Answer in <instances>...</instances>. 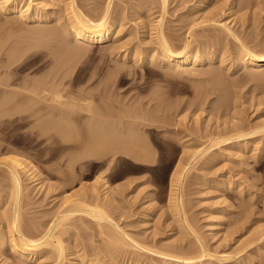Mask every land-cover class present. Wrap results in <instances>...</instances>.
Listing matches in <instances>:
<instances>
[{
    "label": "rangeland",
    "instance_id": "374dc122",
    "mask_svg": "<svg viewBox=\"0 0 264 264\" xmlns=\"http://www.w3.org/2000/svg\"><path fill=\"white\" fill-rule=\"evenodd\" d=\"M34 1L39 3L47 1L46 7L50 10L52 8L53 12L51 11L52 16L45 24L52 23L53 26L54 14L57 15L59 10L60 13L63 12L61 9L64 10V3L67 0ZM200 1L202 0H168L166 10L163 11L159 0L153 2L152 0H110L113 11L125 12L123 23H121L123 30H113L110 39L101 46L91 45L88 49L78 50L79 52L73 49L77 44L74 45L72 39L63 38L69 47L60 49L53 38H46V42L43 43L44 49H41L44 52L42 53L43 67L40 65V69L36 70L35 64L31 63L27 68L17 72L18 79L21 81L26 77H29V80L39 78L40 75L45 83V90L46 88L48 90L45 93L48 99L45 101L47 106L44 114V120L47 121L48 126H43L41 144L36 143L35 126H0V142L5 139V144H8L7 142L10 146L12 144V147L17 150L10 153H18L16 155L25 162H29L30 170L34 169L35 174L38 175L36 181L31 180L32 178L25 173L21 175L23 191H20L22 204L20 212L23 215L20 214L22 218L20 219L23 221L22 227L25 226V229L21 227L24 231L30 225L34 227L36 224H43L42 226L45 227L50 224L54 219L53 207L57 208L65 196L70 194L82 196L89 191L88 194L91 196L86 201L92 207L97 205L98 209L102 208L104 212L106 211L105 213L108 212L112 223L119 224L122 231L130 234L137 241L141 240V243L145 245H154L153 247L159 249L163 246V251L164 246H167L165 249L167 251L169 245H177L172 247L174 250L176 248L175 251L178 248L179 253L192 251L194 255L196 253L194 251L201 244L209 248L208 252L211 249L210 253L214 255H227L230 261L240 258L238 260L242 262L252 260V264H264V261H261L264 260V253H261L264 252L261 251L264 250V239H262L264 223L260 225L262 230L256 227L260 222H264V216L261 215L264 212L262 209L264 207L262 204L264 203L262 200L264 199L262 198L264 197V131H258L259 134L256 132L253 138H244L245 148L242 149L238 148L237 141L243 138H237V141L232 139L229 143L213 142L217 137L222 135L225 137L226 131H232L231 135L235 133L234 130L237 132L242 126L243 130L245 127L247 128L245 130H249L260 125L264 126V71L256 74L251 67H241L237 70L233 68L234 57H236L235 48L239 42L243 41L249 48L264 54V0H250L249 2L253 5L250 4L249 7H240L242 3L248 2L247 0H205L202 1V6L199 4ZM76 2L78 7L81 6L82 11L94 18V15L102 11L103 4L105 6L107 0H76ZM140 2L148 4V7L146 8V5L145 8H141ZM234 5L235 8L231 9ZM96 9L98 11H95ZM17 12L1 10L0 23L3 24L4 19L10 20L12 15L15 22H22L18 20L20 17ZM95 12L97 13L94 14ZM161 13H164V32L170 36L174 44H180V40L190 38L189 41L200 42L201 45L205 44L209 47L215 45L218 48L220 52L212 58L210 66L207 67V63L199 65L200 67L196 69L198 73L192 70L190 72L189 69L178 73L162 64H150L147 61L146 57L153 46V43L149 42H153L154 39L151 34L153 28L149 27H153ZM63 17L62 13L61 18ZM64 19L66 21V18ZM225 25L232 28V36L228 34ZM208 29L211 30L208 31L209 34ZM174 46L179 47V45ZM136 47L139 48L136 49ZM147 47L149 50L143 51ZM30 50L27 54L34 49ZM141 52L144 59L141 57V61H137L142 55ZM123 53L128 55L125 59L122 58ZM221 53L224 56L223 62ZM135 55H137L136 58ZM1 71L0 75H3L4 72ZM56 90L62 93L61 96L63 95L60 96L61 101L68 104L61 103L62 106L56 101L53 97L55 94L53 92ZM231 127L234 129L231 130ZM227 134L226 137L229 135ZM212 138L215 139L211 140ZM5 144L2 142L0 146ZM126 147H131L132 150L125 151ZM2 156L5 155L0 153V160L3 159H1ZM245 158L246 161H244ZM176 165L184 166L182 170L180 167L179 171H183L188 165L189 168L187 173H185L187 169L184 172L181 186L183 188L175 191L170 174ZM0 166V214L5 216L0 217V239L3 238L0 243V264H37L39 259L41 262L39 264H53L55 257H51L55 256V253L53 252L51 256V252L48 251L50 255L48 256L46 251L50 246L43 247L46 248L43 253L47 256L44 258L43 255L38 259L34 257L20 259L7 248L4 240H9L11 233L5 231L7 228H4V221L11 209L12 196H8L11 191L9 190L10 181L5 171L7 167L1 163ZM231 170H237L240 173L237 171L230 173ZM103 179L108 181L109 190L101 186ZM222 179L235 182L234 187L222 191L219 188L220 183L223 182ZM240 179L243 182H239ZM217 190L222 191L223 195ZM174 191L182 197V206L179 211H176L174 200H172L176 195ZM23 195L26 198H23ZM75 198L80 201L81 197ZM89 198L91 200H88ZM222 200H224L223 205H220ZM226 202L228 206L225 205ZM177 212L179 215L176 214ZM84 216H77L81 218L79 221L77 220L80 218L75 220L77 217L74 216L75 218H70L71 221L68 219L67 224L61 226L60 231H57L58 228L56 230L63 234L61 237H63L64 245L68 243L65 245L66 255L61 264L73 263L81 253L88 255V248L92 244V246L96 245L95 249L100 246V249L107 248L106 250L102 248L104 251L97 249L96 255L88 256L89 263L97 261L95 258L100 251L102 252L99 257L102 256L104 259V261L100 260L101 264L111 263L114 259L110 260V258L117 254L120 256H115L114 261L117 260L116 263L113 261L115 264L127 263L126 256H130L133 260L136 258L140 264H146L149 260L150 264H154L156 261L157 256L147 250H144L143 255L139 254L142 259L145 258L144 261L138 253L135 255H138L141 261L137 256L132 258L133 250L128 254V246L125 247L127 252H116L117 254L110 255L111 247L104 245L103 242L107 236L105 233L102 235L105 228L101 229L96 220L87 215ZM186 221L196 231L189 228V223ZM102 223L108 225L107 222ZM214 224V229L210 228ZM37 225L36 229L40 233L44 228L39 229ZM36 229L33 231L37 235ZM198 238L202 239V242ZM249 242L253 247H250ZM196 243L199 245L195 247ZM99 244L100 246L97 247ZM74 245L77 246L76 249L81 247L76 254L72 253ZM82 247L87 249L86 253ZM129 249L132 248L129 247ZM174 250L172 253L178 254ZM120 253L126 254L121 257ZM255 254L260 257L259 260H256ZM151 257L154 258L151 259ZM254 257L255 261H253ZM43 258L44 261L46 259L45 262ZM162 260L163 258L158 259V264L166 262ZM212 261L214 264L219 263L216 259Z\"/></svg>",
    "mask_w": 264,
    "mask_h": 264
},
{
    "label": "bare ground",
    "instance_id": "6f19581e",
    "mask_svg": "<svg viewBox=\"0 0 264 264\" xmlns=\"http://www.w3.org/2000/svg\"><path fill=\"white\" fill-rule=\"evenodd\" d=\"M43 1V0H42ZM66 1V0H65ZM64 1V2H65ZM96 1V0H95ZM153 1H156V0H152ZM158 1V0H157ZM160 1V4H161V8L162 10L164 11V9L166 8V6L168 5V0H159ZM202 1H205V0H202ZM200 1L199 4L200 6L203 5V2ZM248 2H244L240 5V7H249L250 4H252L251 2H249L250 0H247ZM38 2V3H37ZM35 2L34 0H28V1H24L22 2V0H0V11L3 10V11H18V15L20 18H18V20L20 19L22 22H15L14 19L12 18V15L10 17V20H6L4 22L3 20V24L0 23V71L2 70L4 72V74L0 75V126H35L36 127V134H35V139H36V143L37 144H41L42 140H43V126H48L46 125V122L44 120V114L46 113V106L45 105V101L48 99H46V97H48L47 95H45L46 91L48 92L47 88L45 90V83L43 81V78L39 75V78H35V79H31L29 80L27 77L26 78H23L22 81L18 79V74L17 72L21 71L23 68H27L29 65H31V63H34L35 64V69L36 70H39L40 67L42 66V60H43V54L44 52H42V48L44 49L43 47V43L46 42V38H49V39H52L55 40V43H56V46L60 49H62L61 47H63L64 49L67 48L69 46H67L63 40L64 39H72V43L75 45V43L77 44L76 46L73 47V49H75L77 52H79L78 50H83V49H88L89 46L91 45H99L101 46L102 44H104L108 39H110V36L112 34V31L113 30H123L122 29V25L121 23H123L122 21L124 20V13L122 12H119V11H113L111 9V3H110V0H107V2L105 3V6L103 4V7L102 8V11L101 9H99L101 12L99 14H96L97 12H95L94 14V18L88 16L86 14L85 11H82L80 9V7H78V4L76 2V0H67L64 4H65V7H64V10H62L61 8V11L63 12H59L57 9L56 11L57 12V15H55L54 13V20H55V24H53V26L48 23V24H45L47 22V20L52 16L51 14V11H52V8L50 10V8L46 7L47 4V1L46 2H42V3H39V1ZM52 2V1H51ZM148 2V1H147ZM150 2V1H149ZM32 3H35V4H32ZM55 3V2H54ZM93 3V1H92ZM100 3V2H99ZM151 3V2H150ZM56 4V3H55ZM63 4V2H62ZM95 4V3H94ZM140 7L141 8H146L148 7V4L146 3H141L140 2ZM54 5V4H53ZM59 5V4H58ZM96 5V4H95ZM157 5V4H156ZM231 5V4H230ZM253 5V4H252ZM50 6V5H49ZM56 6V5H55ZM86 6V5H85ZM139 6V5H138ZM232 6V5H231ZM52 7V6H51ZM96 7V6H95ZM102 7V6H101ZM157 7V6H156ZM59 8V7H58ZM158 8V7H157ZM235 8V5L233 7H231V9H234ZM92 9V8H91ZM115 9V8H114ZM154 9V8H153ZM55 10V9H54ZM94 10V9H93ZM144 10V9H143ZM166 10V9H165ZM95 11H98L97 9ZM124 11V10H123ZM148 11V9H147ZM53 12V11H52ZM92 13L94 11H91ZM140 12V11H139ZM151 12V11H150ZM158 12V11H157ZM9 13V12H8ZM13 13V12H11ZM59 13V14H58ZM62 13L64 14V17L61 18L62 16ZM144 13V12H143ZM102 14L101 16H97V15H100ZM163 14L164 13H161L160 14V18L157 19V21L155 22V24H153V27H149V25L147 27L149 28H153L152 29V36L154 37L153 39V42H149V43H153V46L152 48L150 49L146 59L147 61L150 63V64H162L164 66H166L167 68L175 71V72H178V73H181V72H186L189 71L191 72H195L197 67L201 64H206L207 63V67L210 66L209 63L212 62V58H214L217 54H219V50L217 47H209L208 45L205 46L204 45H201L200 42H194V41H189V39H185V40H180V44H174L172 41H171V38L170 36H168V34L166 35L165 32H164V28H163ZM7 15V14H6ZM10 14H8L9 16ZM17 15V16H18ZM16 16V15H15ZM93 16V15H92ZM96 16L98 18H96ZM139 16V15H138ZM145 16V14H144ZM12 18V20H11ZM15 20L16 17H14ZM61 18V19H60ZM66 18V21L65 19ZM149 18V17H148ZM64 19L63 21H60ZM123 19V20H122ZM149 21V20H148ZM1 22V21H0ZM16 24H15V23ZM144 22V20H143ZM23 23V24H22ZM30 25H29V24ZM31 23H38V24H31ZM44 23V25H43ZM152 22H150L151 24ZM224 24V23H223ZM51 25V26H50ZM145 26V25H144ZM152 26V25H151ZM165 26V25H164ZM208 27V25H207ZM225 28H227V31H228V34L230 36H232V28H228L226 25L224 26ZM205 28V27H204ZM221 28V27H220ZM231 29V30H230ZM148 30V29H146ZM218 30V29H216ZM215 30V31H216ZM221 30V29H220ZM193 31V30H192ZM208 31H211L210 29L207 30ZM214 31V32H215ZM224 31V29H223ZM150 33V32H149ZM234 33V32H233ZM209 34V32H208ZM212 34V33H211ZM150 35V34H148ZM206 37L208 38L207 36V33L205 34ZM213 35V34H212ZM235 35V34H234ZM194 36V34H193ZM210 36V35H209ZM225 36V35H224ZM228 36V35H227ZM205 37V38H206ZM236 37V36H234ZM150 38V37H149ZM152 38V37H151ZM206 38V39H207ZM238 38V37H236ZM233 39V38H232ZM45 40V41H44ZM69 40V41H70ZM74 40V42H73ZM192 40V38H191ZM199 40V39H198ZM205 40V39H204ZM234 40V39H233ZM242 40V39H241ZM51 41V40H50ZM67 41V40H65ZM149 41H152L149 39ZM206 41V40H205ZM217 41V40H216ZM219 41V39H218ZM239 41V39H238ZM145 42V41H144ZM203 42V41H201ZM207 42V41H206ZM210 42V41H209ZM140 43V42H139ZM71 43H69L70 45ZM208 44V42H207ZM214 44V43H213ZM246 44V43H245ZM242 42H239L236 46V53H235V64L233 65V68L234 70H237L241 67H244V68H252L254 73L256 72V74L258 72H261V71H264V54H260L259 52H256V50L254 48H249V46L246 44L245 45ZM152 45V44H151ZM150 45V46H151ZM174 45H179V49L176 48ZM55 46V47H56ZM105 46V45H104ZM139 46V45H137ZM202 46V47H201ZM204 46V47H203ZM208 46V47H207ZM135 47V46H134ZM142 47V46H141ZM140 47V48H141ZM145 47V46H144ZM71 48V47H70ZM139 48V47H136V49ZM146 48V47H145ZM145 50H149V47H147V49ZM30 49H34L30 54H27V52L30 50ZM254 49V50H252ZM56 50V49H55ZM59 50V49H58ZM142 50V48H141ZM153 50V51H152ZM31 51V50H30ZM54 51V50H53ZM66 52V50H65ZM222 52V51H221ZM145 53V52H144ZM262 53V52H261ZM27 54V55H26ZM55 54V53H54ZM142 54V52H141ZM147 54V53H146ZM222 54V53H221ZM221 58H222V62L224 61L223 58V54L221 55ZM234 54V52H233ZM63 55V54H62ZM75 55V54H74ZM140 55V54H139ZM138 55V56H139ZM66 56V55H65ZM128 55L126 53H123V59H125ZM137 55H135V58H136ZM143 54L139 56L138 60L137 61H141L140 58L142 57L143 58ZM134 58V59H135ZM220 58V59H221ZM144 59V58H143ZM226 59V58H225ZM145 61V60H143ZM220 61V60H219ZM58 62V61H57ZM64 62V61H63ZM60 63V62H59ZM41 65V66H40ZM162 66V67H164ZM43 67V66H42ZM200 67V66H199ZM207 69V68H206ZM1 71V72H2ZM2 72V73H3ZM189 72V73H190ZM197 72V71H196ZM198 73V72H197ZM201 73V72H200ZM25 76V75H24ZM21 77V76H20ZM59 91V90H58ZM50 92V91H49ZM60 92V91H59ZM56 91H54L53 93V97H55L56 101H58L60 104H66L67 102L66 101H69V100H66L65 102L66 103H63V101H61L60 99V96L61 94ZM51 93V92H50ZM48 94V93H47ZM46 96V97H45ZM63 96V95H62ZM61 96V97H62ZM53 97L51 96V98L53 99ZM50 98V99H51ZM49 99V100H50ZM73 101V99H72ZM49 102V101H48ZM54 102V101H53ZM58 102H57V105H58ZM74 103V102H73ZM72 103V104H73ZM61 104V105H62ZM68 104V103H67ZM71 106H75V105H72ZM56 105V106H57ZM60 106V105H59ZM63 106V105H62ZM66 106V105H64ZM67 107V106H66ZM51 109V107H50ZM69 109V107H68ZM72 109H74L72 107ZM52 110V109H51ZM66 110V109H65ZM48 112V111H47ZM67 114V112H66ZM98 122V121H97ZM102 124V123H101ZM100 124V125H101ZM261 124V123H260ZM259 125V124H258ZM8 126V127H9ZM257 126V125H256ZM233 127V126H232ZM231 127V128H232ZM241 127V126H240ZM243 127V126H242ZM240 128L239 131L236 132V130H234L235 133L231 134L230 135V132H227L224 133V136L225 137H222L220 136L219 138L217 137L216 139L215 138H212L211 140L215 139L213 142L214 143H217L219 141H224V142H231L232 139H236V141L238 140L237 138H240L243 140H238L237 141V144H238V148L242 149V148H245V139L244 138H253V136L256 135V132L258 133V131H264V126L260 125V126H257L253 129H249V130H245L247 129L245 127V129L243 130V128ZM1 129V127H0ZM21 129V128H20ZM47 129V128H46ZM234 128H232L231 130H233ZM28 130V129H27ZM3 131V130H2ZM30 131V130H29ZM210 131V130H209ZM1 132V131H0ZM215 132V131H214ZM218 132V131H217ZM216 132V134H218ZM210 133V132H208ZM229 135H228V134ZM1 134V133H0ZM9 134V133H8ZM32 134V133H31ZM211 134V133H210ZM226 134L228 135L226 137ZM259 134V133H258ZM30 135V134H29ZM28 135V136H29ZM133 135V134H132ZM261 135V134H260ZM258 136V135H257ZM2 138V137H1ZM10 139V137H9ZM28 139V138H27ZM258 139V138H257ZM5 140V139H4ZM4 140L2 139L1 142H0V145L1 143L4 142ZM210 140V141H211ZM234 141V140H233ZM7 142V141H6ZM33 142V141H32ZM244 142V143H243ZM249 143V140L247 141ZM246 142V143H247ZM9 144V142H7ZM208 143V142H207ZM220 143V142H219ZM227 143V144H228ZM5 144L4 146H0V153H3L5 156H2L0 160V163L5 165L7 168H3L5 171H6V175L10 181V185H9V190L11 191V193L9 192L8 196L10 195V197L12 196V204H11V209L9 211V215L6 217L5 219V227L4 228H7L5 231H9L11 234H10V238L9 240H4V242H6V246L7 248L9 249V251H11L12 253L16 254L17 257H19L20 259L21 258H25V259H28V258H33L34 259H38L40 258L41 256L44 255V258L49 254L48 251H50L51 253V256L53 254V252L55 253V256H52L51 258L55 257L53 259L54 263L53 264H61L63 261V258L65 257V245L68 244L66 243L64 245L63 243V237H61L63 234H61V232H57V231H60L61 230V226H63V224H67L66 221H71L70 218H75L74 216H80V217H83L84 215H87L91 218H93L94 220L97 221V224L98 226H101V229L105 228L104 231H103V234L105 233V236H106V239L103 240L104 242V245L106 244V246L108 245L109 247H111V251H110V255H114L119 253V252H127L125 251V247L128 246V250L129 252H127L128 254L131 252V256H133L132 258H134V256H137V258L142 254L143 255V252L144 250H147L152 252L153 255L157 256L156 257V261L154 262L152 260V262H154V264H158V259L161 260L163 258V262L164 260H166L165 263H161V264H214V261L213 260H218V262L221 264H252V260L250 261H247V262H242L238 259V256H237V260L236 261H230L229 260V257L225 254H221V255H214L213 253H210V250L208 252V249L206 247H203L201 244L198 246L197 243L194 244L195 247H197V250L194 251V247H193V251L196 252L194 255H193V252L191 251L190 252V248H189V252L190 253H181V255H179L180 253L178 252V248H177V251L176 248L175 250L172 248L174 246L177 247V245H169L170 246V250H169V246H168V250L165 251V249H167L166 247L167 246H164V251L162 250L163 246L159 248H156V247H153L154 245H148L145 243H141L142 241H137L135 238L131 237L130 234L122 231L120 229V227L114 223H112L111 221V218L109 217V215L107 213L104 212V210H102V208H99L96 207L97 205H95L94 207H92V205L90 203H88L87 198L89 196H91L88 191V193H84L81 195H76V196H79L81 197L79 200L80 201H77L76 200V196H74V194H70L68 196H65L64 198H62V200L60 201V203L58 204L57 208L56 206L53 207L54 209L52 210V214H54V219L51 221L50 224H48L47 226L43 227L41 225H37L38 228H44L42 231H40L39 233V230L36 229V225L33 227V225H30L29 227H26V230L24 231V227H22V218L20 217V214H21V197H20V191L22 189V183L21 181L23 182L22 180V174L25 175L27 174L29 178H32L31 180H35L37 179L38 175L37 173L35 174V171L34 169L31 171L30 170V167L31 165H28L27 162H25V160H22L20 157H18L16 154H13V153H10V152H15V148L12 147V144L10 146V144ZM120 144V143H119ZM127 144V143H126ZM125 144V145H126ZM208 144H213L212 142L211 143H208ZM222 144V143H221ZM234 144V142H233ZM236 144V143H235ZM27 145V144H26ZM256 145V144H255ZM25 146V145H24ZM121 146V144H120ZM208 146V145H207ZM210 146V145H209ZM214 146V145H213ZM206 147V146H205ZM249 147V146H248ZM17 148V147H16ZM131 148V147H130ZM130 148H127L126 147V150L125 151H130L132 149ZM217 148V147H216ZM235 148V147H234ZM236 148V149H238ZM247 148V147H246ZM27 149V148H26ZM252 149V148H251ZM191 150V149H190ZM211 150V148L209 149ZM220 150V149H219ZM233 150V149H232ZM21 151V150H20ZM23 152V151H22ZM21 152V154H22ZM25 152V151H24ZM124 152V151H123ZM210 152V151H209ZM208 152V153H209ZM137 153V152H136ZM192 153V152H191ZM196 153V152H195ZM232 154V153H231ZM235 154V153H234ZM242 154V153H241ZM239 154V156L241 155ZM254 154V153H253ZM226 155V154H225ZM252 155V154H251ZM138 156V155H137ZM197 156V155H196ZM238 156V157H239ZM193 157V156H192ZM198 157V156H197ZM242 157V156H241ZM191 160V159H190ZM196 160V159H195ZM243 160V159H242ZM239 161V160H238ZM246 161V158L245 160ZM239 163V162H238ZM188 164V163H187ZM33 165V164H32ZM179 165V164H178ZM176 165L175 168H174V171L172 172L171 175V181L173 184V188L175 189V191L179 188H181V186L183 185L182 184V179H183V176L185 173L188 172V169L189 168V165L185 167V169L183 171H179V168L182 170L184 166H178ZM181 165V164H180ZM1 167V166H0ZM33 167V166H32ZM187 169V171H186ZM236 169V168H235ZM3 170V171H4ZM37 170V168H36ZM230 170V169H229ZM228 170V171H229ZM238 170V169H237ZM235 170V171H237ZM39 171V170H38ZM186 171V172H185ZM234 171V170H233ZM231 170L230 173L233 172ZM235 171L233 173H235ZM239 171V170H238ZM237 171V172H238ZM182 172V173H181ZM185 172V173H184ZM236 172V173H237ZM25 173V174H24ZM227 173V172H226ZM240 173V172H238ZM73 174V173H72ZM242 174V173H241ZM3 175V174H2ZM232 175V174H230ZM238 175V174H237ZM245 175V174H244ZM41 176V175H40ZM233 176V175H232ZM240 176V174H239ZM5 177V176H4ZM229 177V176H227ZM241 177L243 178V176L241 175ZM6 178V177H5ZM211 178V177H210ZM226 178V177H225ZM231 179V177H229ZM233 178V177H232ZM237 178V177H236ZM230 179H227L229 181H223L222 179V183H220V189L222 191H225V190H230V188H233L234 187V183L235 182H231ZM246 179V178H244ZM5 180V179H4ZM30 180V179H29ZM215 180V179H214ZM235 180V179H233ZM247 180V179H246ZM8 181V182H9ZM237 181V180H236ZM241 181V179L239 180V182ZM245 181V180H244ZM210 182V181H209ZM216 182H218L216 180ZM215 182V184H216ZM238 182V181H237ZM243 182V181H241ZM61 183V182H60ZM65 183V182H64ZM24 184V183H23ZM58 184V183H57ZM102 187L104 189H110V185L108 183L107 180L103 179L102 183H101ZM213 185V184H212ZM239 185V184H238ZM25 187V185H23ZM241 186V185H239ZM1 187V186H0ZM237 187V186H236ZM60 188V186L58 187ZM95 188V187H94ZM183 188V187H182ZM181 188V189H182ZM239 188V187H238ZM49 189V188H48ZM52 189V188H51ZM50 189V190H51ZM87 189V188H86ZM93 189V188H92ZM108 189V190H109ZM218 189V188H217ZM218 189V190H220ZM26 190V189H25ZM214 190V189H213ZM217 190V191H218ZM61 191V190H60ZM174 191V193H175ZM183 191V190H182ZM181 191V193L183 194V192ZM215 191V190H214ZM222 191H218L220 194ZM3 192V191H2ZM6 192V191H5ZM25 192V191H24ZM82 192H86V191H82ZM226 192H229V191H226ZM57 193V192H56ZM92 193V192H91ZM49 194V193H48ZM54 194V193H53ZM176 194V193H175ZM26 195V193H25ZM95 195V194H94ZM101 195V194H100ZM174 195V194H173ZM222 195H223V192H222ZM22 196V195H21ZM28 196V195H27ZM99 197V196H98ZM104 197V196H103ZM23 198H26L24 195H23ZM22 198V199H23ZM29 198V197H28ZM61 198V197H60ZM75 198V199H74ZM264 198V197H262ZM78 199V198H77ZM222 199V198H221ZM76 200V201H75ZM88 200H91L90 198ZM174 200V205L176 206V211H179L181 210V206H182V197H180V194H176L175 195V198L172 199ZM184 200V199H183ZM220 200V199H219ZM225 200V199H224ZM222 200V204L219 203L220 205H223V201ZM264 200V199H262ZM25 201V199H24ZM22 200V202H24ZM29 201V200H28ZM27 201V202H28ZM47 201V200H46ZM59 201V200H58ZM75 201V202H74ZM57 202V201H56ZM87 202V203H86ZM90 202V201H89ZM221 202V201H220ZM43 203V202H42ZM47 203V202H46ZM99 203V202H98ZM262 203V202H261ZM56 204V203H55ZM91 206H90V205ZM264 204V203H262ZM100 205H102L100 203ZM217 205V204H216ZM227 205V202L226 204ZM232 205V204H231ZM228 206V205H227ZM220 206H218L219 208ZM2 208V207H1ZM217 208V207H216ZM183 209V207H182ZM262 209H264V207H262ZM215 210V208H214ZM183 211V210H182ZM262 212V211H261ZM264 213V212H262ZM262 216H264V214H262ZM4 214V213H3ZM6 214V213H5ZM178 214V212L176 213ZM259 214H260V211H259ZM23 215V214H21ZM83 215V216H82ZM179 215V214H178ZM184 215V214H183ZM215 215V214H214ZM217 215V214H216ZM2 216V214H0V217ZM181 216V215H180ZM219 216V215H218ZM227 216V215H226ZM5 217V216H4ZM3 216L1 218H4ZM52 217V216H51ZM80 217H77L75 220H77L78 218ZM85 217V216H84ZM185 217V215H184ZM214 217V216H213ZM21 218V219H20ZM89 218V220L91 219ZM32 219V218H31ZM43 219V218H42ZM51 219V218H50ZM83 219V218H82ZM181 219V217H180ZM187 218H185L186 220ZM222 219V218H221ZM4 220V219H3ZM34 220V219H33ZM81 220L78 219L77 221ZM182 220V219H181ZM29 221V220H28ZM35 221V220H34ZM46 221V220H45ZM95 221V222H96ZM107 222L108 225L106 224H103L102 222ZM3 222V223H4ZM26 222V221H25ZM187 222V221H186ZM215 222V221H214ZM213 222V223H214ZM259 222V221H258ZM42 223V222H41ZM77 223V222H76ZM79 223V222H78ZM85 223V222H84ZM189 223V222H187ZM264 223V222H260L259 225H257L256 223V227L258 228H261V224ZM24 224V223H23ZM45 224V223H44ZM96 224V223H95ZM96 224V225H97ZM182 224V223H181ZM186 224V223H185ZM75 225V224H74ZM73 225V226H74ZM80 225V223H79ZM82 225V224H81ZM69 226V225H68ZM89 226V225H88ZM104 226V227H103ZM211 226V225H210ZM213 226V227H212ZM210 228L214 229V225H212ZM254 226V225H253ZM24 229H22V228ZM76 227V226H75ZM90 227V226H89ZM93 227V225H92ZM191 227L190 223H189V228ZM1 228V227H0ZM34 228V229H33ZM58 228V230H57ZM60 228V229H59ZM63 228V227H62ZM38 230V234L36 235V233L33 231V230ZM75 229V228H74ZM74 229H72L74 231ZM191 229L195 230L193 228V226L191 227ZM57 230V231H56ZM97 230H98V227H97ZM190 230V229H189ZM257 230V229H255ZM262 230V228H261ZM258 229V231H261ZM56 231V233H55ZM65 231V230H64ZM99 231V230H98ZM102 231V230H101ZM196 231V230H195ZM15 233H17V235H15ZM59 233V234H57ZM68 233V232H67ZM196 233V232H195ZM215 233V232H214ZM194 234V233H193ZM216 234V233H215ZM260 234V233H259ZM196 236H198L197 234H195ZM31 236H34V237H31ZM103 236V237H105ZM3 237V236H2ZM199 237V236H198ZM195 239V238H194ZM201 242H202V239L198 238ZM197 239V240H198ZM225 239V238H224ZM264 239V238H262ZM0 243H2L3 241V238L0 239ZM83 240V239H82ZM102 240V239H101ZM100 240V241H101ZM139 240V239H138ZM256 240V239H255ZM254 240V241H255ZM97 241V240H96ZM196 241V239H195ZM150 242V241H149ZM198 243H200L199 241H196ZM251 242V241H250ZM249 242V245H251L250 247H253L252 246V243L250 244ZM101 243V242H100ZM175 243V242H174ZM74 244V243H73ZM82 244V243H81ZM103 244V243H102ZM151 244V243H150ZM156 244V243H155ZM204 244V242L202 243ZM254 244V243H253ZM259 244V243H258ZM262 244V243H261ZM93 245V244H92ZM90 245L88 250H89V253H87L88 255H85V254H82L79 255L78 259H77V256L75 257L77 260L76 261H73V263L71 264H96V263H100V260L102 261L103 257L100 256L99 257V254L100 252H97L99 253L98 256L95 258L97 261L95 262L94 260L95 259H92L94 262L92 263H89L88 261L90 260V257L88 256H91L92 254H95V251H97V249H100V244L97 245L100 246L98 247L97 249H95L94 246ZM166 245V244H165ZM179 245V244H178ZM1 246V245H0ZM5 246V247H6ZM45 246H50L48 248V250L46 249L47 251V255L44 254L43 252L45 251V249L43 247ZM84 246V245H83ZM156 246V245H155ZM160 246V245H159ZM205 246V245H204ZM247 246V245H245ZM259 246V245H258ZM262 246V245H261ZM68 247V245H67ZM75 248H73V252L74 254L78 253L79 250H81V247L80 249H76L77 246L74 245ZM129 247H131L132 249L130 250ZM181 247V246H180ZM249 247V248H250ZM83 248V247H82ZM106 250L105 247H102ZM101 248V249H102ZM245 248V247H243ZM242 248V249H243ZM248 248V247H247ZM257 248V247H256ZM260 248V247H259ZM70 249V248H68ZM100 249V250H101ZM126 249V250H127ZM175 252H178V254H175V253H172L173 250ZM196 249V248H195ZM207 249V250H206ZM240 249V248H239ZM254 249V248H253ZM261 249V248H260ZM259 249V250H260ZM85 248H83V251L85 252ZM103 250V249H102ZM187 250V249H186ZM251 250V249H250ZM99 251V250H98ZM104 251V250H103ZM108 251V250H107ZM235 251V250H234ZM253 251V250H252ZM251 251V252H252ZM261 251H264V250H261ZM260 251V252H261ZM117 252V253H116ZM146 252V254H147ZM247 252V251H246ZM46 253V252H45ZM71 253V254H72ZM86 253V252H85ZM135 253H138V255H135ZM258 253V252H257ZM261 253H264V252H261ZM68 254V253H67ZM108 254V253H107ZM121 254V253H120ZM126 254V253H125ZM122 255L121 257H124L125 256ZM150 254V253H149ZM148 254V255H149ZM182 254H187V255H182ZM189 254V255H188ZM103 255V254H102ZM152 255V256H153ZM248 255V254H247ZM256 255V254H255ZM3 256V255H2ZM50 256V255H48ZM87 256V257H86ZM104 256V255H103ZM116 256V255H115ZM115 256L113 258H110V260L112 259H116ZM118 256V254H117ZM116 256V257H117ZM120 256V255H119ZM118 256V257H119ZM146 256V255H145ZM151 256V254L149 255V257ZM154 256V257H155ZM230 256V255H229ZM257 256V255H256ZM74 257V256H73ZM92 257V256H91ZM102 257V258H101ZM111 257V256H110ZM128 261L130 258V256H126ZM129 257V258H128ZM141 257V260L144 261V259H142V256ZM153 257V258H154ZM158 257H162L161 259L158 258ZM231 257V256H230ZM246 257V256H245ZM42 258V257H41ZM44 258L42 259L44 261ZM94 258V257H93ZM151 257V259H153ZM215 258V259H214ZM257 256V259L254 257V260H259ZM7 258H5L6 260ZM49 259V257L47 258ZM66 259V258H65ZM126 259V258H125ZM139 261L140 258H138ZM243 259L244 256H243ZM91 260V261H92ZM113 260V261H114ZM121 260V259H120ZM124 260V258H123ZM155 260V259H154ZM261 260V259H260ZM46 261V259H45ZM44 261V262H45ZM51 261V260H50ZM99 261V262H98ZM104 261V259H103ZM109 261V260H108ZM111 262L109 264H115L116 261L114 262ZM126 260L127 263L125 264H140V262H138L136 260V258L131 259V261L128 262ZM146 261V260H145ZM240 261V262H239ZM246 261V260H245ZM261 261H264V260H261ZM8 262V261H7ZM39 263L40 262V259L38 260ZM121 262V261H119ZM217 261H215V263H218ZM258 261H256L257 263ZM37 263V264H39ZM105 264L107 262H104ZM103 263V264H104ZM124 263V262H123ZM142 263V262H141ZM144 263V262H143ZM146 263V262H145ZM148 264H150V260L149 262H147ZM146 263V264H147ZM218 263V264H219ZM44 264V263H43ZM108 264V263H107ZM117 264H121V263H118ZM259 264V263H258ZM262 264V263H261Z\"/></svg>",
    "mask_w": 264,
    "mask_h": 264
}]
</instances>
